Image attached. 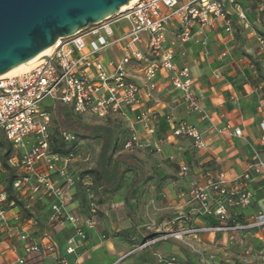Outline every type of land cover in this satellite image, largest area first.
I'll use <instances>...</instances> for the list:
<instances>
[{"label":"crops","instance_id":"crops-1","mask_svg":"<svg viewBox=\"0 0 264 264\" xmlns=\"http://www.w3.org/2000/svg\"><path fill=\"white\" fill-rule=\"evenodd\" d=\"M245 6L249 9V19L253 21V3ZM231 20L232 35L220 27L200 30L198 25H193L191 39L182 43L177 37V20L172 21L165 32L167 46L174 51V64L179 69L189 70L192 91L202 113L188 111L180 94L170 86L167 73L158 72L153 80L154 88L150 89L143 79L140 65L132 62L127 66L129 78L140 88V105L135 110L126 111L124 117L108 122L124 131L126 141L133 136L138 141L131 149L119 151L141 160L147 174L139 194L131 202L134 214H129L126 205V189L104 197L90 176L80 177L86 165L77 156L69 169L76 181L65 194V210L79 220L85 238H75L74 252L67 254V241L75 236L74 226L66 220L52 221L50 206L54 200L31 197L25 189L21 191L19 201L28 206L32 214L27 216L16 206L7 207V227L0 229L1 264H17L18 257H24V264H63L62 261L65 264H155L153 253L151 256L147 251L140 253L137 247L148 239L149 233L155 234L160 229L166 231L172 226L181 231L183 239L171 244L159 241L161 244L155 250L158 258L165 260L172 255L179 264H202L206 256L214 253L221 264H264V225L234 233L194 231L209 223L192 213L198 209L190 195L192 187H204L207 180H216L219 175L231 182L248 170L255 152L264 161L259 129V124L264 122V56L257 51L255 39L249 31L237 24L235 16ZM112 27L119 34L128 25L120 22ZM256 28L264 35V18ZM97 58L107 63L120 57L119 52L110 48ZM140 111L147 113L148 125L154 130L152 135L135 120ZM203 115L207 118L203 119ZM180 122H187L202 133L207 140L206 149H196L187 138L171 137L172 127ZM225 125L240 129L243 137L217 133L216 130ZM86 141L96 143L97 160L101 141L83 142ZM182 167L186 168L185 172H181ZM36 170L55 187L63 186L62 179L54 172H46L43 165ZM5 172L1 167L0 191H5ZM128 176L130 182L126 181ZM135 178L133 172L125 175L123 180L127 188ZM246 188L252 194L251 203L246 208L231 210L229 222L232 224L252 225L256 217L264 215V171L254 175ZM209 194L211 204L215 205L216 197ZM91 196L97 212L95 224L88 226ZM171 210L191 212L192 217H185L187 223L181 220L180 211L174 213ZM16 232L25 233L41 244L51 241L55 253L25 256L23 243ZM239 238L244 240L242 245L236 242Z\"/></svg>","mask_w":264,"mask_h":264},{"label":"built area","instance_id":"built-area-1","mask_svg":"<svg viewBox=\"0 0 264 264\" xmlns=\"http://www.w3.org/2000/svg\"><path fill=\"white\" fill-rule=\"evenodd\" d=\"M253 3L254 20L248 17L246 3ZM235 16L237 24L247 29L255 39L259 54L264 56V35L259 34V26L264 18L262 0H136L127 9L110 19L91 26L77 35L60 39L54 44L51 53L42 62L26 73L0 79V141L10 145L13 154L6 161L16 171L17 178L12 189L20 195L27 189L31 197L51 198V220L70 222L75 228V236L67 241V254L74 252L75 238L84 239L79 220L65 210V194L75 184V177L69 169L73 159L71 154L60 156L49 149L51 111L55 102L71 108L78 117H92L97 124L113 121L126 111H132L140 105V88L127 74V66L132 62L140 65L144 81L150 89L153 80L160 71L167 73V80L188 111L202 113V108L192 91V79L187 68L179 69L173 62L174 51L167 46L165 32L169 24L177 20V37L182 43L191 39V27L198 25L200 30L220 27L232 35L231 18ZM125 22L128 28L116 33L112 25ZM206 45V42L203 41ZM114 48L119 52L117 61L104 63L98 59L102 52ZM207 54V53H206ZM207 118L203 115V119ZM149 135L154 133L148 125V115L140 111L135 117ZM260 144L264 147V122L259 124ZM219 134L243 137L240 129L225 125L216 130ZM171 137L187 138L196 149L204 150L207 140L202 133L187 122L175 124ZM62 138L72 142L75 137L63 132ZM138 143L136 137L126 141L123 149L129 150ZM4 150L0 146V168ZM43 165L46 172L56 173L63 181L62 187H55L52 182L36 169ZM186 168L182 167L181 172ZM264 171V161L255 152L248 170L227 182L223 175L216 180H207L204 187L194 186L190 190L192 200L198 205L197 214L207 215L220 222L219 226H204L197 232L234 233L249 227L264 225V215L256 217L252 225L226 226L230 212L234 208H246L251 203V192L246 188L254 175ZM228 184H232L228 187ZM212 193L216 204H211ZM89 202L90 219L88 226L95 224L97 208L91 196ZM14 206L7 204V194L0 191V229L7 227L6 209ZM29 207L27 206V209ZM23 243L25 256L34 254L51 255L55 245L51 241L43 244L27 234L16 232ZM182 234V233H181ZM242 245L244 240H236ZM17 264H24V257L16 259ZM65 264L64 261H62ZM1 264V263H0ZM203 264H215L213 256L204 258Z\"/></svg>","mask_w":264,"mask_h":264},{"label":"water","instance_id":"water-1","mask_svg":"<svg viewBox=\"0 0 264 264\" xmlns=\"http://www.w3.org/2000/svg\"><path fill=\"white\" fill-rule=\"evenodd\" d=\"M131 0H0V76L58 40L110 19Z\"/></svg>","mask_w":264,"mask_h":264},{"label":"trees","instance_id":"trees-1","mask_svg":"<svg viewBox=\"0 0 264 264\" xmlns=\"http://www.w3.org/2000/svg\"><path fill=\"white\" fill-rule=\"evenodd\" d=\"M54 122L55 129H50L49 149L52 154L66 156L71 154L74 158L79 156L77 147L85 140H100L101 145L95 167L89 171L80 173V177L88 175L92 178L93 183L98 186L100 193L105 197L116 193L119 190H125L124 197L130 215L134 214L132 200L139 194L140 188L147 179L145 166L141 160L133 155L119 153L123 149L125 139L127 138L124 131L117 130L111 122L105 125H88L83 124L79 117L75 115L71 108L60 102L54 103ZM63 132H69L75 137L72 142H66L62 138ZM0 146L4 150L2 167L7 171L4 178L5 192L7 194V204L13 202L14 206L19 207L27 216H31V212L21 201L19 195L12 189V183L17 178L16 171L7 165V160L13 154L10 145L4 141H0ZM133 172L135 175L134 183L127 188L123 178L127 173ZM206 220L210 227L219 226L217 222H213L211 216L199 215ZM244 225L232 224L229 220L226 226ZM158 237L149 233L148 239H157ZM159 245V243H157ZM157 246L151 248L155 264H167L163 258L155 255ZM175 261V259H172ZM173 264H179L173 263Z\"/></svg>","mask_w":264,"mask_h":264},{"label":"rangeland","instance_id":"rangeland-1","mask_svg":"<svg viewBox=\"0 0 264 264\" xmlns=\"http://www.w3.org/2000/svg\"><path fill=\"white\" fill-rule=\"evenodd\" d=\"M49 109L51 111V117H52V125H51V127H52V129H55L56 128V123L54 122V105L52 106V108H49ZM79 120L81 121V123L88 124V125H96L98 123L92 117H79ZM96 150H97V145H96V143L94 141L83 142L80 145H78V147H77V152H78V154L80 156V159H81L80 161L86 165L84 167V168H86V170H85L86 172L89 171L90 169H92L93 165L95 164L96 153H97ZM7 174L8 173L5 172L3 174L4 177ZM86 176H88V175H86ZM129 177L130 176H128V178L126 180L127 182H130ZM86 187H88V186H86ZM187 193H189V190L187 191ZM144 210H145V207H144ZM171 211L174 212V213H177L180 210H171ZM192 213L197 215V210L195 209L194 212H192ZM192 213L191 212L187 213L185 211L183 212L181 210L180 211V216L182 217L181 220L185 221V217L189 218L192 215ZM185 222L188 223V220H186ZM180 232L181 231H177V228H174L173 226H172L171 229H168L166 231H164L163 229H160L158 232H154L155 233L154 235L158 237L157 239H145L144 241H146V242L142 241V243H139V245L137 247V250L140 253H142L143 251H147V254L149 256H151L152 255V251H153L151 248H153V245H156L157 248H158L157 243H160L159 241H161L163 243L165 242L166 244H171V243H176V242L178 243V242L182 241L184 235L181 234ZM146 243H149V244L147 245ZM157 248H156V250H157ZM210 255L213 256V261H214L215 264H221L218 261V259L215 257L216 254L211 253ZM172 259H175V258L172 255L171 256L168 255L166 257L165 261H166L167 264L177 263V260L172 261Z\"/></svg>","mask_w":264,"mask_h":264},{"label":"bare ground","instance_id":"bare-ground-1","mask_svg":"<svg viewBox=\"0 0 264 264\" xmlns=\"http://www.w3.org/2000/svg\"><path fill=\"white\" fill-rule=\"evenodd\" d=\"M135 2H136V0H131L128 3V5H125V6L121 7L120 11H123V10L127 9L128 7L133 5ZM53 48H54V45L50 46L49 48H47L44 51L40 52L37 56H35L31 60H29V61L23 63L22 65H20V66H18L16 68L4 73L3 75L0 76V79L7 78V77L18 76V75H21V74L26 73L28 71H31L32 69L37 67L42 62V59L45 56H47V55H49L51 53Z\"/></svg>","mask_w":264,"mask_h":264}]
</instances>
